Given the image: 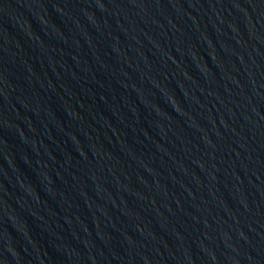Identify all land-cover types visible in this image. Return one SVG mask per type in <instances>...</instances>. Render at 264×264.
Segmentation results:
<instances>
[{
  "label": "water",
  "instance_id": "1",
  "mask_svg": "<svg viewBox=\"0 0 264 264\" xmlns=\"http://www.w3.org/2000/svg\"><path fill=\"white\" fill-rule=\"evenodd\" d=\"M0 264H264V0H0Z\"/></svg>",
  "mask_w": 264,
  "mask_h": 264
}]
</instances>
